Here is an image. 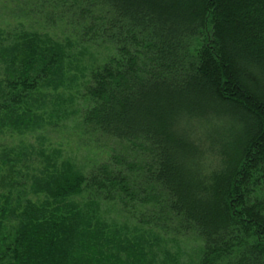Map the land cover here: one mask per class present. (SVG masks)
Segmentation results:
<instances>
[{
    "label": "trees",
    "instance_id": "1",
    "mask_svg": "<svg viewBox=\"0 0 264 264\" xmlns=\"http://www.w3.org/2000/svg\"><path fill=\"white\" fill-rule=\"evenodd\" d=\"M25 6L0 26V138L57 126L80 69L76 127L115 146L83 170L0 145V264H264V0Z\"/></svg>",
    "mask_w": 264,
    "mask_h": 264
},
{
    "label": "rangeland",
    "instance_id": "2",
    "mask_svg": "<svg viewBox=\"0 0 264 264\" xmlns=\"http://www.w3.org/2000/svg\"><path fill=\"white\" fill-rule=\"evenodd\" d=\"M30 1L33 0H0V26L6 28V24L8 23L9 26L14 25V23H16L15 16L20 11V7L26 8V3ZM48 32L60 39L68 36L71 38L72 42L75 43L74 37L68 35L63 28L53 26L52 28H48ZM63 32H65V34H63ZM111 54H113V50L104 45H100L97 48L91 47V49H88V53L82 57L84 60L82 65H84V63H92L95 60V62H97L96 65H99L106 61ZM69 71H71V73L68 75V80H65V85L60 88V92L65 96H63L62 99V112L60 116L57 117V120H54L56 122L59 121L56 124L57 126L49 125L46 117L44 126L46 129L44 132L35 131L18 137L2 135L0 138V145H2V143H7L9 146H13V144L22 142L28 148L30 146L35 149L40 147L46 152L57 150L56 152H59V155H57L55 160L59 162L62 160L72 161L81 169L83 168V170H87L92 167L94 163L101 162L108 156L112 147L115 146V142L106 141L94 135L83 134L81 129L76 127L79 116L77 112H75V109L79 108L81 100H78V98L75 99L74 95H76V93L74 90L75 86H78V82L80 84L82 83L83 76L81 75L80 69L78 72L74 71V69ZM74 75L78 77L76 81L72 78ZM63 108H65V110H63ZM38 132L41 133V135H39ZM109 215L115 216L112 212L109 213ZM129 226L131 227L132 225L129 224ZM178 241V246H180L183 251V256L181 258L182 262H187L189 256L194 258L195 254L193 251L197 247L194 239L186 238L178 239ZM186 255H188V257Z\"/></svg>",
    "mask_w": 264,
    "mask_h": 264
}]
</instances>
